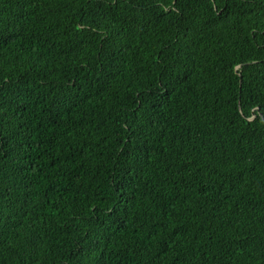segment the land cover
I'll list each match as a JSON object with an SVG mask.
<instances>
[{
    "label": "trees",
    "instance_id": "1",
    "mask_svg": "<svg viewBox=\"0 0 264 264\" xmlns=\"http://www.w3.org/2000/svg\"><path fill=\"white\" fill-rule=\"evenodd\" d=\"M0 264H264V0H0Z\"/></svg>",
    "mask_w": 264,
    "mask_h": 264
}]
</instances>
